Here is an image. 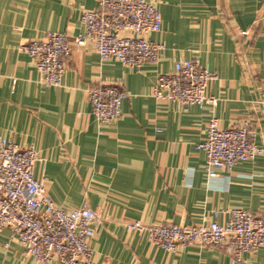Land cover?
I'll return each mask as SVG.
<instances>
[{
	"label": "crops",
	"instance_id": "crops-1",
	"mask_svg": "<svg viewBox=\"0 0 264 264\" xmlns=\"http://www.w3.org/2000/svg\"><path fill=\"white\" fill-rule=\"evenodd\" d=\"M151 1L163 16L162 30L148 36L165 44L157 62L137 72L102 61L91 43H73L61 86L49 87L20 46L48 31L73 42L85 33L81 11L99 0H0V134L37 151L36 176L58 206L97 212V264H264V247L241 262L196 244L170 253L126 227L133 220L223 224V211L233 208L264 216V156L210 182L198 149L213 116L222 128L251 120L254 142L264 147V0ZM179 58L217 75L208 88L216 107L185 110L152 96L158 75L171 73ZM104 85L130 94L111 123L97 120L88 97L89 88ZM0 264L39 263L5 228Z\"/></svg>",
	"mask_w": 264,
	"mask_h": 264
},
{
	"label": "built area",
	"instance_id": "built-area-1",
	"mask_svg": "<svg viewBox=\"0 0 264 264\" xmlns=\"http://www.w3.org/2000/svg\"><path fill=\"white\" fill-rule=\"evenodd\" d=\"M80 20L85 33L73 42L65 33L48 31L20 46L39 70L43 85L61 86L73 43H91L102 61L114 59L137 72L146 63L157 62L165 50L164 43L148 38L163 26L162 13L151 0H99L98 8L81 11ZM215 79L217 75L208 67L179 58L174 60L171 73L158 75L152 96L185 110L191 106L216 107L218 98L208 94ZM129 95L114 85L88 89L92 113L101 123L120 119L123 101ZM254 136L249 119L229 128H222L214 116L208 121L198 149L206 154L210 182L221 170L231 171L240 162L264 156V147L254 142ZM39 160L34 148L22 149L0 134V231L10 228L12 238L39 264H97L91 241L101 221L99 215L87 206H58L36 176ZM223 213L228 215L223 224L214 221L189 226L142 220L125 224L131 232L146 233L153 245L170 253L196 244L221 249L241 262L244 254L264 247L263 215L241 208Z\"/></svg>",
	"mask_w": 264,
	"mask_h": 264
}]
</instances>
